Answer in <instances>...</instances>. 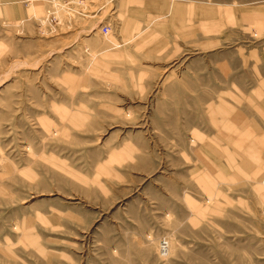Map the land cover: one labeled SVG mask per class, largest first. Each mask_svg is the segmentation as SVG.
<instances>
[{"label":"rangeland","instance_id":"rangeland-1","mask_svg":"<svg viewBox=\"0 0 264 264\" xmlns=\"http://www.w3.org/2000/svg\"><path fill=\"white\" fill-rule=\"evenodd\" d=\"M84 1L0 0V264H264V0Z\"/></svg>","mask_w":264,"mask_h":264},{"label":"built area","instance_id":"built-area-1","mask_svg":"<svg viewBox=\"0 0 264 264\" xmlns=\"http://www.w3.org/2000/svg\"><path fill=\"white\" fill-rule=\"evenodd\" d=\"M49 2L52 3L55 9H71L74 7L73 5H81L85 3L84 0H62V1L61 0H49ZM52 10L53 8L49 11V13H51ZM110 31H111L110 25H103L102 27H100V32L104 36H108ZM161 247H162V250L165 251L167 248V243L164 242Z\"/></svg>","mask_w":264,"mask_h":264},{"label":"crops","instance_id":"crops-1","mask_svg":"<svg viewBox=\"0 0 264 264\" xmlns=\"http://www.w3.org/2000/svg\"><path fill=\"white\" fill-rule=\"evenodd\" d=\"M256 128H258V126H257ZM263 130H264V128H263ZM262 132H263V131H262ZM262 132H260V134H261ZM263 135H264V134H263Z\"/></svg>","mask_w":264,"mask_h":264},{"label":"bare ground","instance_id":"bare-ground-1","mask_svg":"<svg viewBox=\"0 0 264 264\" xmlns=\"http://www.w3.org/2000/svg\"><path fill=\"white\" fill-rule=\"evenodd\" d=\"M160 247V246H159ZM169 247V246H168ZM170 248V247H169ZM168 249V248H167ZM167 252V251H166ZM164 253V252H163ZM166 254V253H165Z\"/></svg>","mask_w":264,"mask_h":264}]
</instances>
